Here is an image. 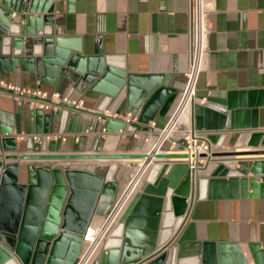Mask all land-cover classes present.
I'll use <instances>...</instances> for the list:
<instances>
[{
    "label": "water",
    "instance_id": "1",
    "mask_svg": "<svg viewBox=\"0 0 264 264\" xmlns=\"http://www.w3.org/2000/svg\"><path fill=\"white\" fill-rule=\"evenodd\" d=\"M52 13V0H0V73L15 72L21 67L35 72L43 83H52L59 76H73L80 91L91 85L93 90L99 88L113 77L111 67L107 65L103 72L93 69L90 62L83 63L81 48L74 39L56 35ZM115 81L118 92L127 85L132 113L139 109L141 113L138 123L127 126L119 120H107V132L148 130L150 120L157 114L165 115L178 96L176 87L154 76H136L120 70ZM258 94L255 90L229 92L226 99L218 100L223 114L216 121L208 119L207 124L204 120L212 115L209 107L213 98L209 97L204 106L194 105L196 129L239 132L233 148L191 152L164 147L156 153L145 177L146 184L133 193L90 264H264V242L250 243L245 249L238 242L202 241L194 223L186 226L189 207L196 196L264 197V157H246L264 156V129H258L257 122ZM239 105L249 109L234 111ZM33 116L36 133H54L57 120L61 123L60 132L65 131L66 123L79 121V114L69 109L45 112L33 108ZM3 121L0 112V264H75L97 204H102L108 187H113L115 194L113 171L105 177L85 170L11 161L146 159L149 155L59 154L62 141L45 137L38 141L29 137L27 150L21 151L13 127ZM43 124H48V128H41ZM84 141L82 136L75 151L82 150ZM189 159L223 163L212 177H201L202 165ZM21 165H25L24 171Z\"/></svg>",
    "mask_w": 264,
    "mask_h": 264
},
{
    "label": "crops",
    "instance_id": "2",
    "mask_svg": "<svg viewBox=\"0 0 264 264\" xmlns=\"http://www.w3.org/2000/svg\"><path fill=\"white\" fill-rule=\"evenodd\" d=\"M209 1L212 4L207 13L208 52L198 80L197 98L186 112L179 129L167 139L165 148L170 150L181 149L186 137L195 139L197 144L210 151L231 150L239 132L206 129L200 131L195 127L194 114V105L204 106L208 98L212 97V106L209 107L212 115L204 121L206 124L208 119L216 121L218 116L223 114L222 103L218 100L226 99L229 92L254 90L259 92L257 122L258 129H264V0ZM52 7L56 35L73 38L75 45L81 48L79 55L83 63L90 62L93 69L97 67L103 72L109 65L113 77L106 79L99 88L93 90L91 85L84 91L78 89V82L73 76H59L52 83H43L35 72L24 71L21 67H17L15 72L0 73V78L21 88L41 87L50 93L58 91L69 97L85 100L84 110L79 112L70 110L73 114H79V121L66 123L64 132L59 131L60 121H55L54 133L67 135V141L62 144L59 154L145 153L150 141L156 139L157 131L164 128L175 113L183 94L185 74L190 65V1L52 0ZM120 70L136 76H154L177 88L178 96L172 107L165 115L157 114L150 120L148 124L150 128L155 124L153 134L147 130L123 133L121 129L104 131L107 120H118L107 116V111L123 114L132 112L128 108L127 85L119 92L116 88L115 80ZM245 99L247 100V97ZM246 107L239 105L233 110L243 112L249 109ZM50 111L52 110L45 112ZM140 111L141 109L136 113L138 117ZM0 112L5 118L4 124L13 127V136L17 138L19 150L26 151L28 138L21 140L19 136L23 133L28 135L36 133L33 108L28 104L19 105L9 94L0 93ZM40 127L47 129L48 124ZM115 127L114 124L113 128L116 129ZM75 135L85 136L82 150L75 151V145L79 143L75 142ZM147 135L150 141L145 140ZM117 161L124 173L131 175V179L142 163V159L137 157L33 159L13 160L11 163L52 165L85 170L107 177L111 171L114 174L113 166ZM220 163L223 162L212 160L200 166L199 176L212 177ZM224 164L230 165L229 162ZM21 168L24 171L26 167L21 165ZM147 173L141 178L139 185L146 184ZM24 179L21 178V181ZM129 185H132L130 180L122 181L119 193L114 194L105 212H100L101 204L100 202L97 204L90 226L98 228L105 222L111 208ZM188 213L186 226L190 223L196 225L199 240L238 242L245 249H248L247 245L250 243L264 242V197L199 199L196 196ZM253 263L252 261L250 264Z\"/></svg>",
    "mask_w": 264,
    "mask_h": 264
},
{
    "label": "built area",
    "instance_id": "3",
    "mask_svg": "<svg viewBox=\"0 0 264 264\" xmlns=\"http://www.w3.org/2000/svg\"><path fill=\"white\" fill-rule=\"evenodd\" d=\"M189 1L191 16L190 65L185 74V86L183 89V94L180 103L175 113L173 114L169 122L165 125V127L157 131V136L154 141H150V137H148V135L145 137L146 141H150V146L145 151V153H147L149 157L146 159H142V163L138 172L130 180V184H132L133 186L129 185L126 188L121 198L111 208L105 222L100 227L96 228L97 231L94 236L95 238L88 239V232L85 233V242L83 241L84 246L75 264H90V262L93 260V257L100 250L105 237L108 235L110 228L116 223V221L120 217V214L124 210L127 201L132 197L133 193H135L137 189H140L141 185H139V182L151 167L154 161V155L164 149L167 139H169V137H171L179 129L181 123L184 120L186 112L197 98L198 80L205 66V61L208 52L207 13L211 8L212 2H210L209 0ZM0 93L9 94L19 105L28 104L32 108H38L44 111L65 108L73 112H79L86 108L85 100L82 98H72L58 91H53L50 93L49 91H46L41 87H38L36 89L21 88L1 78ZM106 115L114 119L120 120L125 124V126L139 122L138 115L133 114L132 112H127L123 114L111 113L110 111H107ZM154 127L155 124H153V128L149 127L147 131L150 134H153ZM121 131L123 133L125 130L121 129ZM29 137H32L34 141H38L44 137L49 141L59 139L62 141V143H65L67 141V135L65 133H32L30 135L23 133L19 136L21 140H25ZM80 137V135H75V142H79ZM181 146L182 148H185L187 151L191 152H197L206 149L203 148V145L197 144L195 142V139H191L190 137H186L185 141ZM137 177L139 180L136 179ZM119 205L120 207L117 210ZM114 212H116L115 215ZM113 215L114 217L112 218Z\"/></svg>",
    "mask_w": 264,
    "mask_h": 264
},
{
    "label": "bare ground",
    "instance_id": "4",
    "mask_svg": "<svg viewBox=\"0 0 264 264\" xmlns=\"http://www.w3.org/2000/svg\"><path fill=\"white\" fill-rule=\"evenodd\" d=\"M198 160L196 159H191L190 162H197ZM112 176V173H111ZM139 177V176H138ZM138 177L136 179H138ZM135 179V180H136ZM136 182V181H135ZM134 182V183H135ZM133 186V185H132ZM113 193H114V188L113 187H108L106 193L103 195V200H102V204L99 207V211L100 212H105V210L107 209V206L109 205V203L112 201L113 198ZM120 205L118 206L117 210L119 209ZM116 212H114L115 215ZM114 215L112 216V218L114 217ZM111 218V220H112ZM96 228L93 226H89V228L87 229L86 232H88V239H94L95 237V233H96Z\"/></svg>",
    "mask_w": 264,
    "mask_h": 264
},
{
    "label": "rangeland",
    "instance_id": "5",
    "mask_svg": "<svg viewBox=\"0 0 264 264\" xmlns=\"http://www.w3.org/2000/svg\"><path fill=\"white\" fill-rule=\"evenodd\" d=\"M207 162V159L198 160V163L201 165H204ZM117 164L114 165V174L112 175V181L116 182V190L115 194L119 193V189L121 187L122 181L131 180V175L128 174L121 169V164H119V161L116 162ZM135 176V175H134Z\"/></svg>",
    "mask_w": 264,
    "mask_h": 264
},
{
    "label": "flooded vegetation",
    "instance_id": "6",
    "mask_svg": "<svg viewBox=\"0 0 264 264\" xmlns=\"http://www.w3.org/2000/svg\"><path fill=\"white\" fill-rule=\"evenodd\" d=\"M85 236V235H84ZM82 249V248H81ZM81 252V251H80ZM80 255V254H79Z\"/></svg>",
    "mask_w": 264,
    "mask_h": 264
}]
</instances>
